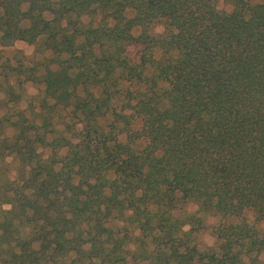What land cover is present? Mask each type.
<instances>
[{
	"label": "trees",
	"instance_id": "trees-1",
	"mask_svg": "<svg viewBox=\"0 0 264 264\" xmlns=\"http://www.w3.org/2000/svg\"><path fill=\"white\" fill-rule=\"evenodd\" d=\"M220 1L0 0V264H264V0Z\"/></svg>",
	"mask_w": 264,
	"mask_h": 264
},
{
	"label": "rangeland",
	"instance_id": "rangeland-1",
	"mask_svg": "<svg viewBox=\"0 0 264 264\" xmlns=\"http://www.w3.org/2000/svg\"><path fill=\"white\" fill-rule=\"evenodd\" d=\"M220 8H226V9H230V7L228 5L224 6L223 0L220 1L219 3ZM163 31V27H158L157 28V32H162ZM7 55H11V53L14 52H20L21 55L27 57V58H31L34 54V47L30 46L26 43L23 42H19L17 44H15L13 47L8 48L6 50ZM139 48L137 47H131L129 49V55L133 58H137L139 57ZM27 93L29 94V96H37L39 95V88L33 84H29L27 86ZM25 106V105H24ZM188 211L191 213H194L198 210V206L195 204H190L188 206ZM250 218L252 219L253 217L250 215ZM202 238L204 240V243L208 246H214L215 244V237L211 232V229H207L206 231H204L202 233Z\"/></svg>",
	"mask_w": 264,
	"mask_h": 264
}]
</instances>
